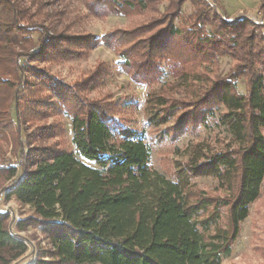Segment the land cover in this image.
Instances as JSON below:
<instances>
[{
	"label": "trees",
	"instance_id": "obj_1",
	"mask_svg": "<svg viewBox=\"0 0 264 264\" xmlns=\"http://www.w3.org/2000/svg\"><path fill=\"white\" fill-rule=\"evenodd\" d=\"M80 1L94 17L157 15L102 35L66 34L33 21L18 0H0V141L9 136L19 159L0 166V189L32 210L15 221L16 231L0 213V264L32 255L17 232L28 227L49 247L25 264H221L264 182V25L223 20L208 0H189L183 18L186 0ZM97 45L113 49L136 84L166 75L178 81L148 93L150 124L175 118L171 140L221 105L219 124L235 146L209 152L196 144L174 163L172 179L153 169L150 146L113 115L114 103L86 95L108 73L104 64L71 85L35 64L78 58ZM225 54L234 67L211 76L216 55ZM174 85L185 86L182 98L167 92ZM57 112L70 119L73 152L54 140L59 123H34ZM202 175L217 179L225 196L193 192L190 180Z\"/></svg>",
	"mask_w": 264,
	"mask_h": 264
},
{
	"label": "rangeland",
	"instance_id": "obj_2",
	"mask_svg": "<svg viewBox=\"0 0 264 264\" xmlns=\"http://www.w3.org/2000/svg\"><path fill=\"white\" fill-rule=\"evenodd\" d=\"M27 7L30 17L37 23L54 27L58 32L66 34H91L102 35L115 28L125 29L129 26L143 22L156 13H144L134 15L110 14L105 17H94L86 11L84 4L80 0H18ZM209 4L220 14L223 20L231 21L237 17H243L251 23L255 20L264 25V2L261 0H208ZM166 2L160 5V11ZM192 6L189 0L182 4V18L189 14ZM182 18L176 21L181 24ZM181 19V20H180ZM264 35V28L262 29ZM219 53V52H217ZM119 57L113 49L104 45L89 49L78 58L69 60H51L47 62L35 63L39 68L62 80L67 85L80 82L90 74L93 69L100 64H104L108 73L104 75L98 85L86 92L90 99H106L114 103L113 115L127 127L135 128L142 136V139L150 146V164L153 169L163 173L167 178L172 179L174 173V163L176 161L185 162L191 154V148L196 144L203 143L209 152L223 150L229 146L234 147L235 142L231 134L225 127L219 124V117L225 112L221 105L213 109V113L208 115L203 123L197 128L188 127L174 139H170L168 129L175 123V118L165 124L154 126L150 124L148 118L152 114V108L148 101L149 92H158L159 88L166 83L178 84L172 76L166 75L159 82L153 85L136 84L130 80L119 67ZM236 63V60L229 54L216 55L213 67H209V74H227ZM204 72V71H203ZM238 91L244 92L246 80L243 76L238 80ZM190 84L186 82L184 85ZM169 89L167 92L180 99L183 97L185 86ZM35 125L57 124L63 129L62 133L54 140L61 147L74 151L71 143L72 132L70 129V119L62 112L49 115L43 120L35 121ZM165 132V134H163ZM162 133V135H161ZM17 149L11 138L0 141V166L18 164ZM94 165L93 162H88ZM193 192H204L211 196H225L226 191L220 186L217 179L208 175L194 177L190 180ZM0 185H6L0 182ZM7 213L13 231L15 221L23 219L32 214L28 205H23L15 198H6L3 189H0V213ZM220 223L225 225L223 219ZM240 230L237 238L231 247V255L223 258L221 264H264V182L259 190V197L249 205V213L240 222ZM20 236L29 241V252L31 256L24 257L17 264L31 262L35 255L49 247L45 235L38 228L28 227L25 230L17 231ZM48 259V258H46Z\"/></svg>",
	"mask_w": 264,
	"mask_h": 264
},
{
	"label": "built area",
	"instance_id": "obj_3",
	"mask_svg": "<svg viewBox=\"0 0 264 264\" xmlns=\"http://www.w3.org/2000/svg\"><path fill=\"white\" fill-rule=\"evenodd\" d=\"M255 23H261V22H258V21L255 20ZM261 24H262V23H261Z\"/></svg>",
	"mask_w": 264,
	"mask_h": 264
}]
</instances>
